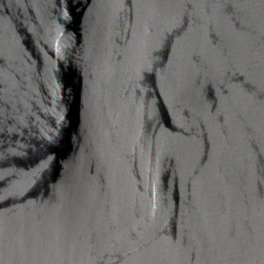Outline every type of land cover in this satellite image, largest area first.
<instances>
[{
  "label": "water",
  "instance_id": "1",
  "mask_svg": "<svg viewBox=\"0 0 264 264\" xmlns=\"http://www.w3.org/2000/svg\"><path fill=\"white\" fill-rule=\"evenodd\" d=\"M0 264H264V0H0Z\"/></svg>",
  "mask_w": 264,
  "mask_h": 264
}]
</instances>
